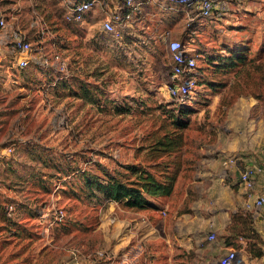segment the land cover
<instances>
[{"label":"rangeland","instance_id":"obj_1","mask_svg":"<svg viewBox=\"0 0 264 264\" xmlns=\"http://www.w3.org/2000/svg\"><path fill=\"white\" fill-rule=\"evenodd\" d=\"M66 9L62 0H0V17L7 23L0 29V206L32 234L25 241L13 239L21 245L12 244L6 254L22 250L19 262L31 264H120L125 255L133 264H197L195 253H162L153 247L144 254L142 210L109 202L87 188L86 180L129 179L125 167L142 166L155 138L175 129L177 105L167 90L170 40L198 54L201 47L214 51L241 43L250 50L249 58L259 52L264 58V0H238L221 24L203 25L206 20L197 19L193 35L185 17L176 26L178 35L167 40L156 35L143 55L136 40L128 54L116 47L119 58H106V46H92L101 16L90 12L74 24L84 28L76 38L65 31L70 24ZM208 24L214 26L210 33L204 29ZM15 28L31 42V58L39 61L25 69L18 67L19 52L9 43ZM206 68L198 58L202 78L180 118L188 123L186 143L209 134V107L217 93L223 103L252 97L264 112L263 69L249 66L223 75ZM82 86L88 98H79ZM214 114L220 120L222 112ZM2 225L1 241L14 229ZM222 256L215 251V260ZM236 257L242 264L237 252Z\"/></svg>","mask_w":264,"mask_h":264},{"label":"crops","instance_id":"obj_2","mask_svg":"<svg viewBox=\"0 0 264 264\" xmlns=\"http://www.w3.org/2000/svg\"><path fill=\"white\" fill-rule=\"evenodd\" d=\"M93 1L95 6L91 12L101 16L102 21L122 9L124 3L123 0ZM171 5L162 0L145 5L130 33L124 35V44L104 33L101 22L100 34H94L92 46L94 49L106 46V58H116V47L128 50V54L130 44L136 40L143 55L146 49L150 50L151 39L156 35L166 39L178 35L176 26L185 19V8ZM208 21L203 25L227 20ZM209 24L204 29L210 33L214 26ZM79 29L75 25V30ZM250 99L253 98L239 96L233 103H223L219 93L214 95L209 107L212 115L206 124L209 134L196 138L193 144L186 143L183 151L171 158L175 167L172 165V171L177 173L174 192L153 200L158 209L142 210L144 254L156 247L162 253L169 250L183 255L195 253L197 264H218L225 254L235 251L241 255L242 264H264V207L255 212L247 206L256 195L264 196V112L258 100ZM216 111L222 112L220 120H216ZM249 166L260 169L252 198L240 184V174ZM240 215L251 218L253 230L262 238L261 257L252 255L249 249L252 239L248 234L245 237L236 229ZM210 234L216 235L215 241L209 240ZM215 251L223 256L215 260Z\"/></svg>","mask_w":264,"mask_h":264},{"label":"trees","instance_id":"obj_3","mask_svg":"<svg viewBox=\"0 0 264 264\" xmlns=\"http://www.w3.org/2000/svg\"><path fill=\"white\" fill-rule=\"evenodd\" d=\"M66 25L65 31L74 35L80 34L75 30L76 23L69 22ZM72 24V25H71ZM207 68L214 70L216 74H230L243 67L253 66V69H263L264 72V58L259 52L255 58H249L250 50L244 48L241 43L233 45L225 44L219 50H208L203 47L199 50ZM115 53V52H114ZM116 55V54H115ZM116 58H119L116 55ZM262 64V65H261ZM206 68V69H207ZM202 78V75L199 76ZM207 81V80H206ZM205 81V84H208ZM83 90V86H82ZM79 98H88L85 89L78 95ZM176 105V104H175ZM190 109L188 106H177L176 116L172 117V123L175 129L173 131H166L163 135H158L153 144L147 147V161H144L142 166H127L126 171L131 173L129 179L123 177L110 176L106 181H98L94 178H87L86 187L92 189L94 192H99L109 202L122 204L128 209L134 210H152L158 209L153 203V200L160 197L170 196L174 192L175 183L177 180V173L172 171L174 164L171 158L180 152L186 144L184 130L188 127V123L181 122L180 118L184 117V110ZM13 212L7 211L4 206H0V222L10 223L14 229L10 230L12 234L7 239L0 240V260L3 264L15 262L16 264H31L29 261L19 262L23 254L22 250L7 253L8 249L15 243L21 245L16 240L25 241L31 238V233L28 232L23 222L12 221ZM17 219V217H16ZM237 220V216L235 217ZM239 223L236 225L237 230H241L242 234L252 239L253 242L249 244V249L254 257H261L263 252L259 245L262 243V238L253 230L252 220L248 216H238ZM2 225L0 228H4ZM245 232V233H243ZM241 233V232H240ZM16 239V240H13ZM17 240V241H18ZM23 244V243H22ZM8 256L7 260L4 258ZM27 259V258H26Z\"/></svg>","mask_w":264,"mask_h":264},{"label":"built area","instance_id":"obj_4","mask_svg":"<svg viewBox=\"0 0 264 264\" xmlns=\"http://www.w3.org/2000/svg\"><path fill=\"white\" fill-rule=\"evenodd\" d=\"M153 0H123V7L112 14L108 15L102 21V30L106 34L115 37L117 41L123 44L124 35L130 33L133 23L140 17L142 9L145 5ZM238 0H162L164 3L174 6H184L188 27L191 34L195 33L193 26L197 19L200 20H225L232 13L233 8ZM66 20L71 23H81L85 16L89 14L95 6L93 0H67L65 1ZM7 27L6 20L0 17V29ZM194 27V28H193ZM9 43L19 52L18 67L25 69L31 61L39 62L35 58H31L32 44L19 28H15L9 35ZM193 37V36H191ZM8 36L6 37V39ZM166 39V38H165ZM167 40V39H166ZM125 47V45L123 46ZM169 57L171 61L170 82L167 85L169 97L177 106H190L196 96V88L199 80L198 74V58L201 54L197 53L193 48L187 47L178 40H170L168 43ZM61 55L56 54L55 60H59ZM41 63V62H40ZM43 67L49 65L48 61L41 63ZM260 169L257 166H249L240 174V184L246 191L249 198L255 195L256 179ZM247 206L255 212L260 211L264 207V196L256 195ZM210 241L216 240L215 234L209 235ZM100 258L104 257V253H99ZM120 264H133L128 255L122 258ZM237 257L235 251H230L219 259L218 264H236ZM108 264H119L114 260H110Z\"/></svg>","mask_w":264,"mask_h":264}]
</instances>
